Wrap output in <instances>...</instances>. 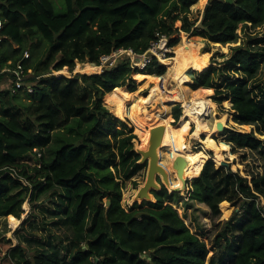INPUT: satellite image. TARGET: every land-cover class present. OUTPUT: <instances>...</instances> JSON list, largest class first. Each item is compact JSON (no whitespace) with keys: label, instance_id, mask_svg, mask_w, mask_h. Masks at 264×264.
<instances>
[{"label":"trees","instance_id":"1","mask_svg":"<svg viewBox=\"0 0 264 264\" xmlns=\"http://www.w3.org/2000/svg\"><path fill=\"white\" fill-rule=\"evenodd\" d=\"M196 1L198 8L207 3V0H60L63 13L57 14L56 4L51 0H0V77L13 76L1 70L13 69L17 64L22 65L24 73L32 70L38 77L64 67L72 72L76 64L77 71L94 72L72 78H40L32 85L37 98L26 105L19 102L17 93L0 90V217L19 219L27 200L35 207L48 199V207L55 204L52 214L57 216L55 223L59 221L60 231L69 240L65 246L55 237L57 243L47 244L44 250L40 245L46 244L41 239L40 245L31 250L20 240L15 246L11 241L0 240V264H205L208 254L205 242L190 232L170 204H164L177 193L169 194L164 187L151 190L153 197L149 195L147 200L154 203H135L127 211L120 203V181L115 180L110 170L117 156L121 169L127 168L123 173L125 179L142 168L137 164L140 156L131 146L135 136L118 138L128 129L129 120L144 148L142 138L148 126L134 120L132 113L134 102L144 106L147 95L137 98L132 74L142 86L152 80L155 84L165 73V65L153 62L145 68L147 74L136 72L127 57L101 73L83 66L95 68L101 55L119 48L141 54L156 33L166 34L169 45L174 46L173 54L182 49L183 74L188 80L183 82L186 98H206L202 95L205 93L217 103L227 101L237 113L238 124L256 125L264 131V104L253 102L243 83L227 82L224 90H211L203 81L190 83L189 70H203L208 81L213 67L209 66L207 55L199 53L201 45L191 42L186 34L218 44L231 42L236 38L238 24L264 23V0L208 2L199 24L187 17L189 7ZM60 4L56 7L60 8ZM177 20L183 22L182 30L186 32L181 36L176 35ZM179 37L180 44L175 46ZM41 44L45 45L43 52L39 49ZM25 52H30L31 58L25 59ZM261 57L264 52L236 48L226 63L238 65L252 75ZM181 112L180 105L175 104L171 127L167 123V136L156 148L157 166L166 178L157 169L154 178L160 176L169 189L181 191L184 182L200 171L192 181L190 200L213 203L216 207L225 199L222 192L243 200L242 209L238 210L241 219L235 213L217 232L214 244L223 241V245L232 247L231 264H264V209L254 202L259 192L229 172L218 189L220 184L215 181L217 171L212 162L219 167L223 157L218 148L225 150L228 146L220 143L217 148L212 139L214 128H206L204 122L193 131L189 120L182 118L183 131L195 138L203 134L206 148L213 154H207L205 149L193 151L190 146L182 149L179 143L177 147L170 146L171 139L176 137L172 129L178 127ZM155 114L168 118L166 110L159 109ZM220 123L224 126L223 120ZM116 125L121 127L113 133L117 153L110 149L107 139ZM128 130L132 132L131 128ZM224 131L236 148L257 150L262 145L251 132L227 128ZM148 147L142 150L137 145V150L146 151ZM35 150L40 157H36ZM30 155L36 162L32 167L23 162ZM179 156L185 160L181 178L173 167ZM104 198L110 202L108 208L103 206ZM144 204L147 207H142ZM40 226L46 227L44 222ZM236 227L239 233L229 237L231 228ZM31 235L24 232L27 240Z\"/></svg>","mask_w":264,"mask_h":264},{"label":"rangeland","instance_id":"2","mask_svg":"<svg viewBox=\"0 0 264 264\" xmlns=\"http://www.w3.org/2000/svg\"><path fill=\"white\" fill-rule=\"evenodd\" d=\"M51 1L53 2V5L55 3L56 6L59 7L60 0ZM206 4L203 7L198 8L196 6V1V3L192 4L189 7L187 17L190 22L196 21V24L200 23L202 13ZM56 6L54 5L55 12L57 14L63 13L62 5L60 4V8H57ZM181 15L183 16L182 13H180V16ZM159 19L165 20L164 17H159ZM175 26L178 27V32L176 35L181 36L182 33H186L182 30V21H175ZM186 34L188 35V39L191 42H197L201 45L199 53L207 55L209 66L213 67V71L210 74L208 81L203 75V70H189V73L191 75L189 77V79L191 80L190 83H192L193 81H203V83L209 86L211 90H224V87L227 82L239 81L240 83H243L245 85L249 97L252 99L253 102L259 105L264 104V57L259 58L258 67L252 75L243 72V70L238 65L231 66L226 63V60L233 54V51L236 48H248L251 51L264 52V23L260 25H251L250 23L238 24V27L236 29V38L233 41L224 44L213 43L199 36L190 35V33ZM180 39L181 37H179V41L175 46H178L180 44ZM44 46L45 45L42 44L40 45L39 49H41V52L45 50ZM25 53L28 54V57H26ZM25 53L23 56L25 59L31 58L30 52ZM181 54L182 49L179 50V54L177 55L181 58ZM175 57L176 53H174L173 59H175ZM29 60L31 61V59ZM166 61L168 62L169 60ZM76 66L77 64L75 65L72 72H69L68 68L64 67L63 70L60 71L51 72L52 70H50V73L40 77L35 76V73H33L32 70H27V72L24 73L23 77L25 82L24 85L25 87H31L32 85L37 84L40 78L45 79L50 78L52 76H54L55 78H72L77 74L94 73L77 71ZM6 68L7 67L3 69ZM84 68L86 69V67ZM135 70L136 72L147 74L145 69L140 70V68H135ZM166 73L167 68L165 66V73L163 75H166ZM132 79L137 84L135 88V90H137V98H144L147 95L144 106L142 104H139V101L134 102L132 113V118L134 120L138 121L140 124L146 122L147 126H149L153 118L160 117V114H155V112L159 109H162L166 110L168 113V125L170 126L172 108L175 104H179L182 109V116L180 117V120L178 122V127L172 129L174 131V134L178 138L175 137L171 139L170 146L177 147L179 144H181L182 149H185L187 146H190L193 151L205 149L207 154H213L212 150L206 148V144L204 143L205 137L203 134H200L195 138L191 137L190 134L183 131L184 119L182 120V117L184 113V107L181 103L150 101L148 97L151 93V88L153 89L154 80L150 81L149 84L142 86L143 83L141 82L140 84H138L133 74ZM184 84L185 83L180 84L181 91L182 94H184L185 101L189 103L192 98H186L183 88ZM139 86L142 87L138 88ZM168 87L171 88V86ZM6 89L12 90L11 76L9 75H4L0 77V90ZM15 93H17L18 95L19 102L25 105L37 98L36 94H34L33 92L29 93L23 88H21L18 92ZM202 95L205 96L208 100L212 101V103L214 104V108L210 114L203 117V120L201 122L196 124L192 123L191 121L189 122L193 127V131L195 130V126L202 122H204L206 128L213 127L214 135L212 136V139L215 142L216 147L218 148L220 143H224L228 146V148L225 150L218 148V150H220L219 152L223 157H220L221 165L219 167L211 161L213 163L214 170L217 171L215 181L216 183L220 184L218 189L221 188V186L223 185L221 181L226 178L227 172L231 174H237L238 176L243 178L247 185H252L259 192V197L254 202L257 206L264 209V131H262L261 128L257 127L256 125L238 124L235 121L237 113L232 109V104H230V106L228 107H225L223 102L217 103L208 98L207 94L204 93ZM131 102L132 100L129 101V104ZM141 114H144L143 117ZM221 120H223L224 125L222 127L220 123ZM216 121H218L217 124ZM127 127L128 129L131 128L132 132L130 133L128 129H125L123 135H119L118 138H122L128 135L135 136L131 139L132 150L137 153V145L140 149L145 150L146 148H141L139 135L136 134L135 128L132 123L129 122V120L127 122ZM224 128H227L228 130H232L234 132H251L256 138L262 141V145L257 150H250L248 148H236L231 142L228 141V133L224 131ZM116 129H121V127L116 125L113 131L107 134L110 149H112V151H114L115 153H117V149L116 141L113 138V133L116 131ZM36 157L38 156L36 155ZM34 158L35 157L33 155H30L29 157L25 158L23 162L28 163L31 167L35 166L36 162ZM222 162L227 163L228 166H224ZM114 164H116L117 168H115ZM137 164L142 165V168L137 170L133 174V176L127 179L123 177V173L127 168L121 169V167L119 166L118 156L116 157V160L113 162V164L110 165V170L114 174L115 180L120 181L121 206L127 211H129L130 207L135 203L141 204L142 202H155L147 199H138L136 196L137 190L140 186L143 185L145 181L147 172L146 163L141 164L139 159L137 161ZM204 164L201 166L200 170L202 169ZM198 174L196 175V177L198 176ZM195 178L187 179L184 182L183 190L174 191L165 186L161 180V177L157 176L156 182L159 184V187L158 189L154 188L153 190L158 191L161 187H164L169 194H178V196L174 197L173 200H171L170 202L168 201V203L165 202L164 204H170L177 211L178 215L187 225L190 232L197 235L199 239L205 242L206 247L208 249V254L205 258V264H231V262L233 261L231 253L234 250H232V247L227 244L223 245V241H221L219 245H215L214 238L217 232L223 229L224 224L229 221L235 213L236 215L234 216L241 219L242 215L238 214V210L242 209L241 206L243 204V200L233 198L230 196L229 193L223 192L221 197L225 199L219 202L218 205L216 204V207H214L215 205L213 203H211L210 205H206L198 201L190 200L189 196L192 190V181ZM150 195L151 197H153L152 194ZM252 202L253 201H250L249 203ZM106 204L107 199L104 198L103 206L106 207ZM54 205L55 204H53L52 207H48L49 200L46 199L40 201L39 203H36L34 207L33 204H31L30 201L27 200L21 207L22 214L20 215L19 219L17 218L20 223L15 229L10 228L7 217H0V240L3 242L11 241L13 246H15L18 240H20L21 242H24V245L27 249L31 250L35 248L37 244L40 245L39 241L41 239V243L46 244L45 246L40 245L41 250H44L45 248H47V244H50L51 246V244L55 242L57 243V241L54 242V240L55 237H58L59 240H61L65 246H68L69 240L65 238V233H62V231H60L61 228L59 225V221L58 223H55L57 220V216L52 215ZM142 207H147V205L144 204L142 205ZM42 222L45 223V229H42V227L40 226V223ZM232 225L233 224L231 223V226ZM25 231L31 233L33 237L28 238L27 240L24 236ZM236 232L239 233L238 227H236V229L234 230H232L231 228V232L228 233V236L231 237ZM24 239H26V241H24ZM238 243L239 242L237 241L235 248L237 247Z\"/></svg>","mask_w":264,"mask_h":264},{"label":"bare ground","instance_id":"3","mask_svg":"<svg viewBox=\"0 0 264 264\" xmlns=\"http://www.w3.org/2000/svg\"><path fill=\"white\" fill-rule=\"evenodd\" d=\"M179 54V50L176 52V57L170 61H164V65L167 68L166 75H163L160 79L155 80L154 87L149 95L150 101H161V102H174L181 103L184 107V113L182 118H188L192 123H199L203 120V117L210 114L214 108V104L212 101L206 98H196L192 99L189 103L185 101L184 96L181 91L180 84L183 82H188L187 78L184 76L183 72L185 70V64L183 60L177 55ZM87 70L93 69L97 72L101 71L100 66H95V68H91L84 65ZM142 68H140L141 70ZM168 86H171L169 88ZM188 103V104H186ZM225 107L229 106L227 101H223ZM167 123L168 118L155 117L152 119V122L147 127V130L142 138V147L146 148L151 143V133L150 130L157 127L162 126L164 128V132L161 137L160 145L163 144L164 139L167 136ZM8 223L10 228L15 229L20 221L15 217H8Z\"/></svg>","mask_w":264,"mask_h":264},{"label":"built area","instance_id":"4","mask_svg":"<svg viewBox=\"0 0 264 264\" xmlns=\"http://www.w3.org/2000/svg\"><path fill=\"white\" fill-rule=\"evenodd\" d=\"M0 28H1V21H0ZM173 47L169 45V37L166 34H155V39L152 40L149 44V47L141 54L135 53L132 49H123L119 48L113 50L109 54H103L99 57V65L101 67V73L104 68H112L116 66L119 60H122L123 57H127L129 59L130 65L132 68H142L145 69L153 62H158L164 66V61L170 59L173 54ZM28 57V54H26ZM8 69V68H6ZM2 69L1 73L8 72L13 74L11 76L12 82V93L18 92L21 88L25 89L29 93L33 92L32 86L25 87L24 82V70L21 64H17L13 69ZM38 157H40V153L36 151Z\"/></svg>","mask_w":264,"mask_h":264},{"label":"water","instance_id":"5","mask_svg":"<svg viewBox=\"0 0 264 264\" xmlns=\"http://www.w3.org/2000/svg\"><path fill=\"white\" fill-rule=\"evenodd\" d=\"M214 0H207L208 2H211ZM226 2H231V0H225ZM164 132V128L162 126H157L150 130L151 133V143L146 151L137 150V153L141 156L140 163L141 164H147V172H146V178L142 186L139 187L137 190V198H141L143 200L148 199V196L150 195V191L156 188V182L154 178V171L157 169L163 176L166 178L164 171L157 166V156H156V148L159 145L161 141L162 134ZM224 166H228L227 163H223ZM185 165V160L179 156L174 161L173 167L176 169L177 176L181 178L182 171ZM176 191V190H174ZM110 206V202L107 201L106 208ZM263 217H264V211H263Z\"/></svg>","mask_w":264,"mask_h":264}]
</instances>
